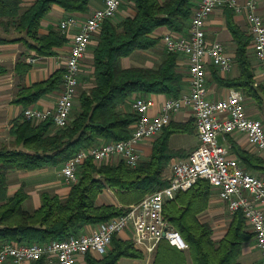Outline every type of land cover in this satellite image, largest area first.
Returning <instances> with one entry per match:
<instances>
[{"label": "trees", "instance_id": "1", "mask_svg": "<svg viewBox=\"0 0 264 264\" xmlns=\"http://www.w3.org/2000/svg\"><path fill=\"white\" fill-rule=\"evenodd\" d=\"M24 0H0V26L4 31L13 28L23 37L6 40L0 36V45L23 41L28 49L38 55H53L52 47L65 42L63 34L49 31L38 33L40 20L56 4L65 12H85L89 0H34L22 9ZM135 15L118 24L105 21L93 50L92 85L78 96V110L69 124L53 133L50 120L31 126L23 116L16 121L11 134L12 147L0 146V242L22 244L45 243L64 239L76 234L83 225H97L110 218L120 216L124 207L100 205L96 197L104 189L114 192L121 204L137 203L145 194L157 191L167 185L162 176L172 158L178 152L168 147L173 133H192L191 121L170 123L152 144L148 160L136 167H129L123 161L117 164L94 165L87 159L80 166L78 180L69 187L64 199L48 192L41 193V204L36 210L22 208L26 198L22 188L13 196L6 197L7 174L10 170H34L43 167H58L82 148L97 144L99 140L117 141L128 138L130 126L135 121L133 113H125L119 107L132 94H165L177 97L182 91L183 76L175 69V55L167 53L156 68H121L119 59L129 56L135 50L149 49L157 42L150 33L165 26L172 32H182L189 19L193 0H132ZM226 24L236 44L234 63L238 75L231 79L214 77L220 86L242 92L245 98L256 103L264 99L263 84L254 85L253 67L246 48L251 42L236 27L225 10ZM29 65L16 63L15 73L22 78ZM5 68L0 66V74ZM62 84V70H57L45 81L30 87L20 86L15 102L27 107L44 94L58 91ZM231 150L248 171L264 175V159L241 149L227 136ZM21 146L22 149L18 147ZM210 185L199 179L190 189L178 192L174 199L165 202L163 217L179 232L188 245L181 251L160 241L156 246L150 264H240L239 251L242 243L253 235L246 229L242 215L237 212L230 218L224 236L212 239L209 224L198 221L197 215L207 208ZM112 247L101 259L86 256L87 264H116L120 258L140 259L142 254L134 251L130 243L112 238ZM40 259L34 264H43Z\"/></svg>", "mask_w": 264, "mask_h": 264}, {"label": "built area", "instance_id": "2", "mask_svg": "<svg viewBox=\"0 0 264 264\" xmlns=\"http://www.w3.org/2000/svg\"><path fill=\"white\" fill-rule=\"evenodd\" d=\"M261 1L199 0L191 10L186 31L170 32L162 37L167 53L180 54L186 60L187 89L175 98L168 97L154 113H150L154 102L149 97H135L131 109L136 119L128 138L99 140L97 144L82 148L64 161L59 171L62 183L70 187L77 182L79 168L87 159L96 163L116 158L129 167H136L141 161L139 144L157 137L177 112L188 109L198 144L186 158L171 163L167 185L89 232L79 229L64 239L41 244L5 242L0 246V264H34L40 259L44 260L43 264H76L78 256L105 255L112 238L125 230L131 232L129 239L133 247L146 257L153 253L160 241L185 251L187 243L163 217L162 210L165 202L174 199L178 192L190 189L199 179L208 181L210 191L223 203L228 215L237 212L242 215L260 253L261 264H264V181L244 168L227 142V136L241 135L247 146L264 159V125L247 112L246 98L241 91L231 89L220 98L209 96L207 66L227 74L233 68V61L224 45L217 40H208L205 33V22L216 8L227 7L234 15L242 16L264 85ZM122 2L104 0L102 7L83 18L68 14L58 22L59 32L70 38L67 54L62 60L61 89L52 108L27 106L21 112L24 119L32 123L50 120L55 129L69 124L82 60L92 37L105 21L115 17Z\"/></svg>", "mask_w": 264, "mask_h": 264}, {"label": "crops", "instance_id": "3", "mask_svg": "<svg viewBox=\"0 0 264 264\" xmlns=\"http://www.w3.org/2000/svg\"><path fill=\"white\" fill-rule=\"evenodd\" d=\"M104 0H89L87 5V10L85 12H65L60 6L56 4H52L50 6L49 12L40 20L38 33L40 35H46L49 31H58L57 25L58 22L68 14L76 15L78 17H85L93 10L102 7ZM165 0H158V2L162 3ZM34 0H24L22 2V7L30 6ZM199 2V0L192 1V8ZM23 9V8H22ZM227 7H219L216 8L212 14L207 18L205 22V33L206 38L208 40H217L220 41L226 50V53L232 58L233 68L227 74L220 73L216 68L211 65L207 66V75L206 82L207 88L209 91V96L213 98L224 97L229 90L232 88H227L220 86L214 80V77L217 76L222 79H231L235 78L238 75V69L236 64L234 63L235 57V49L236 44L232 38L230 31L228 30L226 24V15L225 10ZM259 13L261 14L264 20V0L261 1L259 6ZM135 15L134 3L132 0H123L119 11L115 15V17L109 22L112 24H118L123 19L127 17H133ZM232 23L238 27V29L243 32L245 35L247 34V24L242 16L232 15L231 16ZM101 29V28H100ZM187 23L184 27L183 31H186ZM169 29L165 26H160L155 28L150 36L157 40L156 44L149 49L143 50H135L129 56L122 57L119 59V65L121 68H131V67H142V68H152L155 64L159 65L163 61V54L165 51L162 37L170 33ZM100 30L96 32V34L92 37L91 43L88 47V50L82 60V68L85 72L90 69V72L93 71V50L98 42ZM0 36L6 40L17 39L23 37L22 34L11 35L7 31H4L0 26ZM65 38V42L61 46L52 47L53 55L50 56H42L38 55L35 50L28 49L23 41H13L0 45V66L5 68V72L0 74V146H7L8 148L12 147L13 135L11 134V130L15 125L16 121L22 117V110L24 107L22 104H19L16 101L17 94L20 86L30 87L34 83H39L48 79L54 72L57 70H63L62 60L64 56L67 54L69 48V36L63 35ZM248 59L253 67L254 79L257 82H260L261 79L258 74V66L257 61L253 54V48L250 44L246 48ZM166 52V51H165ZM167 54V52H166ZM175 55V69L178 73L183 76L182 81V91L187 89V69H186V60L180 54ZM25 63L30 67L20 78L15 73V65L16 63ZM261 83V82H260ZM82 85L81 75L79 78V86ZM58 91H53L47 94L42 95L33 103H30L28 106H33L36 108H52L55 104V100L57 97ZM146 97H149L154 102V107L150 110V113H154L159 110L161 104L168 98L165 94H148ZM133 99V98H132ZM249 98H246V100ZM188 121L192 122L191 113L188 109H182L177 112L170 123H187ZM31 126H37L39 123L30 122ZM131 129V126H130ZM56 129L54 127H50L49 133H53ZM194 131V135L193 134ZM192 133H173L170 135L168 139V147L178 152L174 158L170 160L168 167L165 168L162 172V176L167 179L170 176V166L171 163L186 158L190 152L197 146L198 141L195 135V130ZM161 134V133H160ZM159 134V135H160ZM158 135V136H159ZM157 136V137H158ZM144 140L139 144V150L141 154V161L148 160L151 152H152V144L155 139ZM192 137V138H190ZM234 142L243 150H252L249 148L245 142V138L241 135H235ZM220 141V140H219ZM221 142L223 140L221 139ZM22 149L21 146L18 147ZM256 153V152H255ZM61 167V166H60ZM60 167L58 169V173L60 171ZM57 167H43L34 170H10L8 171L7 176L10 172H15L18 174H24L28 176V178L24 181V183H18L15 181H10L7 185L6 189V197H11L14 193L22 188L23 192L26 195V198L22 202V208L25 210H36L40 207L41 204V193L48 192L52 195L58 196L61 200L64 199L68 192L69 187L65 186L61 182L51 179L46 183H38L36 185H31L30 179L31 177H41L44 178L45 174L49 173L51 170H55ZM28 181V182H27ZM26 183V184H25ZM95 203L97 206L100 205H113L116 207H124L125 209L129 207L130 204H121L114 194V192L110 189H104L101 193H99L96 197ZM225 208L221 201H219L215 195L210 191L209 201L206 210L199 213L197 215L198 221L201 223H207L210 225L212 229V239L219 240L221 239L227 231L229 222L225 223V219L221 217V215L225 214ZM230 221V220H229ZM226 226V227H225ZM96 225H83L81 229L85 232H89L95 229ZM131 232L130 230H125L118 237L123 240L129 239ZM108 252V251H107ZM154 253V251H153ZM153 253L151 256H153ZM107 254V253H106ZM105 254V255H106ZM87 255V254H86ZM95 259H101L103 256H99L94 253L88 254ZM144 256V255H143ZM152 259V257H151ZM120 260L130 261L132 264H150L148 258L142 257L140 259H132V258H120ZM240 264H261L260 253L254 246V240L251 238L250 240L242 243L239 251ZM116 262V264L118 263ZM33 264V263H30ZM76 264H87L86 256H78L76 260ZM187 264H191L190 261H187Z\"/></svg>", "mask_w": 264, "mask_h": 264}, {"label": "rangeland", "instance_id": "4", "mask_svg": "<svg viewBox=\"0 0 264 264\" xmlns=\"http://www.w3.org/2000/svg\"><path fill=\"white\" fill-rule=\"evenodd\" d=\"M24 2V1H23ZM23 9L25 8V7H22ZM188 24H189V19H188V21H187V26H188ZM58 26V25H57ZM57 29H58V27H57ZM8 33L9 34H11V35H15V34H18V33H16V31L13 29V28H9V31H8ZM151 34V33H150ZM166 56V52L164 51V54H163V59H164V57ZM158 65L157 64H155V66L154 67H152V68H156ZM80 75H81V82H82V85L81 86H78V89H77V95H76V98L74 99V102H73V108H72V112H71V115H70V121H71V119H72V116L74 115V113L78 110V96H79V94L82 92V91H87L90 87H91V85H92V73L90 72V69L87 71V72H85L84 71V69L82 68V66H81V73H80ZM255 80V79H254ZM261 82V81H260ZM260 82H257L256 80H255V86L256 85H261V84H263L262 82L260 83ZM264 86V85H263ZM135 97H145V96H142V95H139V94H132L129 98H127L126 99V101L119 107V110L121 111V112H125V113H132L133 114V111H132V109H131V102H132V100L135 98ZM133 98V99H132ZM245 108H246V110H247V112L252 116V117H254L255 119H258L263 125H264V99H262V101L260 102V103H256V102H254V101H252L251 99H245ZM69 121V122H70ZM191 125H192V127H193V130H194V126H193V121L191 122ZM53 127V126H52ZM191 135H194V131H193V134H191ZM190 138H192V137H190ZM230 139L231 140H235L234 139V137H230ZM219 140H220V142H221V138H219ZM227 142H229V140L227 139ZM230 143V142H229ZM246 151H248V153H250V154H252V155H254V156H257V157H260V158H262L261 156H259L257 153H255V152H253V151H251V150H246ZM234 154V153H233ZM120 162V160H118V159H116V158H113V159H110V160H107V161H102V162H92L94 165H96V166H100V165H102V164H117V163H119ZM140 162H142V161H140ZM170 163V162H169ZM168 163V164H169ZM59 167L60 166H58L57 167V169H55V170H51L49 173H47V174H45V176H44V178H41V177H38V178H35V177H31L30 179H28L29 181H30V184L31 185H36V184H38V183H46V182H48V181H51V179L53 178V179H55V180H57V181H59V183L61 182L62 183V181H61V178H60V176H59V173H58V169H59ZM168 167V165L166 166V168ZM252 174H254V175H256V176H258L259 178H261L263 181H264V175L262 174V173H260V172H256V171H250ZM28 178V176H25L24 174H18V173H15V172H10L9 173V175L7 176V183L9 184L10 183V181H15V182H18V183H24V181L26 180ZM163 178L165 179V180H167V178L166 177H164L163 176ZM24 180V181H23ZM28 182V181H27ZM7 184V185H8ZM26 184V183H25ZM63 184V183H62ZM155 191V190H154ZM154 191H151V192H148L147 194H145L143 197H145L146 195H148V194H151V193H153ZM206 210V209H205ZM30 211H32V210H30ZM203 212V211H202ZM221 217L223 218V219H225V223H227V221L228 222H230L229 220H230V218H231V216L230 215H228L227 213H225V214H223V215H221ZM98 225V224H97ZM246 226V225H245ZM226 227V226H225ZM247 229V228H246ZM115 238L116 239H118V240H121V241H123V242H127V243H130V245H131V248H132V250H134V251H136V249L133 247V245H132V242H131V240L130 239H126V240H123L122 238H120V237H118V235H116L115 236ZM3 243H1L0 242V246L2 245ZM112 247V243H111V246H110V248ZM110 250V249H109ZM108 250V251H109ZM138 251V250H137ZM142 257H145L146 258V256H143L142 255ZM151 255L150 256H148L147 258H148V261L151 263ZM118 262V261H117ZM117 264H132L130 261H127V260H120Z\"/></svg>", "mask_w": 264, "mask_h": 264}]
</instances>
